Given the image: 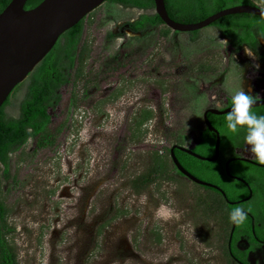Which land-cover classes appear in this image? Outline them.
<instances>
[{"label": "rangeland", "instance_id": "1", "mask_svg": "<svg viewBox=\"0 0 264 264\" xmlns=\"http://www.w3.org/2000/svg\"><path fill=\"white\" fill-rule=\"evenodd\" d=\"M215 1L207 6L209 15L218 11ZM252 1L264 8V0ZM144 13L155 9L107 1L85 19L79 45L88 48L83 75L73 84L72 70L65 68L48 99L49 127L64 123L62 129L39 151L31 136L10 154L17 181L2 179L1 187L17 264H228L230 224L223 215L229 217V206L216 189L180 178L137 191L132 181L156 156L175 176L168 149L195 144L208 108H224L242 88L262 97L264 37L256 36L251 48L258 59L252 60L244 53L247 45L234 50L233 36L217 26L189 36L171 28L165 33L163 24L133 30ZM64 42L63 37L59 53ZM39 68L11 95L7 118L20 116ZM72 94L76 100L69 108ZM147 109L152 119L138 126ZM214 123L227 124L226 115ZM243 130L225 125L223 142ZM195 151L214 157L211 150ZM226 156L196 161L210 168L194 172L225 191L236 188L239 183L224 173ZM233 165L230 171L236 172ZM161 205L179 216L156 218ZM256 264H264V247Z\"/></svg>", "mask_w": 264, "mask_h": 264}, {"label": "trees", "instance_id": "2", "mask_svg": "<svg viewBox=\"0 0 264 264\" xmlns=\"http://www.w3.org/2000/svg\"><path fill=\"white\" fill-rule=\"evenodd\" d=\"M10 1L11 0H0V12L3 11ZM41 1L42 0H27L25 8H32ZM108 1L121 4L123 6L155 8L154 0ZM210 1L215 0H165L169 15L173 19L180 22H197L207 17L209 15L207 6ZM216 1V10H220L234 4H254L252 0ZM85 19L86 17L62 35L65 38V42L60 53L58 52V42L52 51L49 52V54L39 63L40 68L38 73V82L31 87L29 97L22 102L20 116L6 117L4 108L8 104L10 97L0 109V166H2V168L0 167V264H17L16 253L9 240V235L13 232L14 228L8 223L10 209L4 201V197L2 195L3 190L1 187L2 179L7 181H17V175L13 172L10 162V154L23 147L31 136H34L36 139L34 151H39L43 147L53 144L58 132L62 129L64 123L55 129L49 127L50 114L48 112V108L50 106V102L48 99L54 95L52 84L56 85L62 81L61 72L65 68L72 70V75L69 81L73 84L79 81L83 75L82 63L84 54L88 52V48L85 44L81 47L79 45ZM160 24L165 26V33H168L170 28L164 24L156 12L152 14L144 13L133 21L131 28L135 31H141L147 26H156ZM212 25L219 27L224 34L233 36L234 39L232 43L235 50L240 49L243 42L247 43L251 47H254L256 36L259 34L264 36V17L251 13L226 15L216 20ZM198 31L199 30L191 33L196 34ZM207 66L208 67H204L210 68L209 65ZM75 100V95L72 94L69 101V108L75 104ZM230 101L231 99H229V103L231 104ZM250 110L258 116L264 115V105L253 107ZM226 114L209 113L208 116L212 124L216 125L214 120H220L221 118H224ZM152 117L153 112L151 109L144 110L142 112V118L137 122V125L141 126L146 121L152 119ZM225 125L227 124L220 123L219 126H216H218L221 130L222 128H225ZM200 140L201 143L198 144L196 148L199 147L200 149L211 150L213 152V156H215V134L206 127L200 135ZM223 145L224 142H222V146ZM224 146L226 147V145ZM168 151L170 160L172 161L170 148ZM175 154L177 157H182L183 155V157L186 158V166H188L195 175H197L194 172L195 169L206 170L210 168L209 166L205 167L198 164L196 161L201 162L200 160L202 159H199L191 154L180 150H175ZM158 158L159 157L156 156L153 161L154 164L150 165L146 171L139 174L132 181V185L135 190L141 191L153 182L161 179H175V176L164 167L165 163L161 164L156 161ZM224 171V173L227 174L225 167ZM224 219H226L231 226L229 219ZM224 252L227 256H229L226 249Z\"/></svg>", "mask_w": 264, "mask_h": 264}, {"label": "water", "instance_id": "3", "mask_svg": "<svg viewBox=\"0 0 264 264\" xmlns=\"http://www.w3.org/2000/svg\"><path fill=\"white\" fill-rule=\"evenodd\" d=\"M108 0H42L32 8H25L27 0H11L0 12V109L35 69L36 66L52 51L62 36L71 27L87 18ZM155 12L164 24L173 31L185 36L193 31H201L213 26L219 18L237 13L261 15V8L254 4H234L220 9L197 22H180L173 19L167 10L165 0H154ZM198 31V32H199ZM264 105V98L251 106ZM231 105L225 108H208L204 112V121L210 131L216 133L214 157L197 153L193 148L175 144L171 147V157L177 168L192 181L215 188L223 193L224 190L213 183L193 175L178 160L175 148L187 152L202 160H215L219 155L221 136L209 119V113L226 114ZM240 159L248 160L246 158ZM228 169V163L226 165ZM230 202V201H229ZM234 203V202H230Z\"/></svg>", "mask_w": 264, "mask_h": 264}, {"label": "flooded vegetation", "instance_id": "4", "mask_svg": "<svg viewBox=\"0 0 264 264\" xmlns=\"http://www.w3.org/2000/svg\"><path fill=\"white\" fill-rule=\"evenodd\" d=\"M244 45L249 46L247 43L243 42L241 46ZM231 47L235 50L233 43H231ZM247 90H251V88L249 87L247 88ZM262 97L264 98V93ZM229 99L227 100V105L225 107L231 105L229 103ZM214 126L217 128L221 136V130L219 129V127L216 125ZM212 132L215 134V138H216V133L214 131ZM244 134H245L244 132L243 133L241 132L238 135L229 139L227 143L225 141L224 145L226 144V147L224 145L222 146L223 140L221 136L219 155L217 157L218 159L222 153H224V156H226V152L230 149H235L237 151L236 154L233 156H228V157L226 156L227 158L226 165L228 163V169L226 168L225 165V170L227 175L235 179L239 183V185H237L236 188L232 186V188L229 189V191L224 190L227 199L224 197L222 192H220L217 189L216 190L222 196L226 204L229 206L228 214L233 207H237V206L244 208L248 212L247 218L243 224L235 225L231 223L227 242H226V248H225L229 255V256L226 255L228 264H256L257 253L260 251L261 248L264 247V165L259 164L254 158H252V154L250 153V151H246L245 148H242ZM200 143L201 140L199 137L191 148L195 150L196 146ZM171 147H170V152H171ZM245 147L250 148V146H245ZM175 150H180V149L175 148ZM241 150H243V153L240 152ZM238 157L241 158L243 157L248 160L240 159ZM177 158L188 171H190L193 175H195L190 170V168L186 166V162H185L186 158H184L183 155L182 157L180 156ZM172 163L174 166L173 173L176 176L175 179L178 180L182 178L188 183L194 182L177 168L173 159H172ZM230 165H233L235 167L236 172L230 171ZM163 180L173 181L172 179H163ZM157 182L158 181L153 182L152 184L154 183L157 184ZM230 193L236 194L237 195L236 198L234 197L231 198L229 196ZM229 201L234 203H230ZM223 216L224 218H226L225 214Z\"/></svg>", "mask_w": 264, "mask_h": 264}, {"label": "clouds", "instance_id": "5", "mask_svg": "<svg viewBox=\"0 0 264 264\" xmlns=\"http://www.w3.org/2000/svg\"><path fill=\"white\" fill-rule=\"evenodd\" d=\"M261 15H264V8H261ZM223 41V40H222ZM246 56L252 60L258 59L256 49L247 46L244 48ZM259 68V65H255ZM262 97L257 94L253 96L246 92L244 88L236 90L231 95V109L226 114L227 128L233 132L237 131L241 126L244 128L243 145L246 151H250L252 158L259 164L264 165V115L258 116L252 112L251 106L257 104ZM220 107V105H217ZM245 146H250L246 148ZM156 218L168 220L173 216H179V213L161 205L155 210ZM248 212L241 207H233L229 212V221L235 225H241L245 222Z\"/></svg>", "mask_w": 264, "mask_h": 264}]
</instances>
